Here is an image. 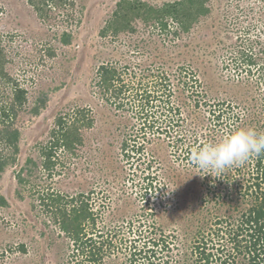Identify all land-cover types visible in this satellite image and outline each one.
Here are the masks:
<instances>
[{
	"label": "rangeland",
	"instance_id": "1",
	"mask_svg": "<svg viewBox=\"0 0 264 264\" xmlns=\"http://www.w3.org/2000/svg\"><path fill=\"white\" fill-rule=\"evenodd\" d=\"M74 1L71 20L58 10L57 18L45 22L27 0H0V35L12 60L8 68L29 97L16 121L18 160L0 181L7 200L0 205V264L82 262L30 186L16 178L29 157L40 162V148L50 140L57 117L69 113L73 120L81 108L93 116L92 126L83 129L84 143L73 154L59 152L64 163L54 179L39 171L29 178L90 195L98 225L119 234L113 237L119 248L104 264H149L131 261V246L152 234L172 239L174 256L198 239H217L216 230L226 226L217 225V217L238 219L243 206L240 199L237 204L215 198L223 185L193 164L190 147L219 141L241 127L264 132V0H206L208 13L186 30L170 17L166 27L138 17L118 33L104 30L121 0ZM139 1L162 7L179 0ZM66 29L73 36L69 45L60 41ZM244 49L257 54L256 65L243 60ZM104 64H113L129 88L120 93V81L114 90L101 87L98 70ZM185 72L198 77L199 106ZM144 87L154 96L148 106L140 97ZM39 97L47 100L36 114ZM251 158L239 164L238 176L251 168Z\"/></svg>",
	"mask_w": 264,
	"mask_h": 264
},
{
	"label": "trees",
	"instance_id": "2",
	"mask_svg": "<svg viewBox=\"0 0 264 264\" xmlns=\"http://www.w3.org/2000/svg\"><path fill=\"white\" fill-rule=\"evenodd\" d=\"M27 2L45 22L57 18L61 12L64 19L71 20L75 6L74 0H27ZM205 3L206 0H179L162 7H155L139 0H121L104 32L111 30L118 33L125 28H130L138 17L145 22L159 20L162 27H166L165 19L170 17L186 30L199 16L208 13L209 8ZM58 10L59 13L56 12ZM72 38V33L67 29L60 34V41L65 45L71 44ZM242 52L243 60L248 62V65L257 64V56H255L257 54L250 49H244ZM11 61L3 36L0 35V181L5 170L18 160L21 131L16 121L29 101L28 89L8 68ZM98 71L100 85L107 90H114L117 82H123L122 73L113 64H104ZM187 74L189 73L185 72V75ZM189 75L191 82L185 83L192 90L191 95L196 94L195 105L199 106L203 96L202 91L196 89V86H199L200 82L194 73ZM125 88H129V85L123 82L119 92L122 93ZM140 91V89L137 90L139 93ZM139 93H137L138 96ZM140 94L142 100L145 98L147 102L142 105L148 106L150 98L154 97L152 92L144 87ZM46 100L39 97L33 112L39 113L40 108L46 105ZM205 102L207 101L203 100L202 103ZM74 113L73 120H69L66 116L69 113H62L57 117L56 126L50 133V140L40 148V162L29 157L27 165L16 172V178L22 186H30L51 222L69 237L73 248L72 254L77 253L82 256V262L79 264H104L106 257L115 248H119L116 238H113L119 234L113 228L106 231L104 227L98 225V211L90 195L84 192L69 194L53 187L51 182L34 183L29 178L34 172L39 171V173H47L46 179H54L53 177L59 174L57 167L64 163L59 152L73 154L84 143L83 129L92 126L93 116L88 108L78 109ZM221 113L225 112L221 111L218 114V120L222 117ZM198 146L200 147L201 143ZM190 149L192 153L193 148L190 147ZM250 165L251 168L247 167L248 171L242 177L236 173L241 171L240 165L228 168L223 176L218 177L219 184L223 186L219 187L215 198H222L223 203L236 202L237 204L240 199L243 207L239 218L233 221L230 218L223 220L222 217H217V225L226 222V226L216 230L217 239L213 240L212 236L204 241L198 239L186 250L178 248L174 256L169 251L174 247L171 245L172 239L167 236L155 238L151 231L152 235L147 236L148 239L142 244L136 243L135 240V244L131 246V261L142 258L149 264H159L155 260L159 257L161 261L163 260L162 264H235L238 258L243 257V260H247L249 264H264V154L253 155ZM0 205H7V200L1 193ZM122 241L123 238L120 242ZM162 251H169V253L158 255ZM164 256L165 259H163Z\"/></svg>",
	"mask_w": 264,
	"mask_h": 264
},
{
	"label": "clouds",
	"instance_id": "3",
	"mask_svg": "<svg viewBox=\"0 0 264 264\" xmlns=\"http://www.w3.org/2000/svg\"><path fill=\"white\" fill-rule=\"evenodd\" d=\"M261 154H264V132L241 127L219 141L193 150L190 159L205 175L220 177L228 168Z\"/></svg>",
	"mask_w": 264,
	"mask_h": 264
}]
</instances>
